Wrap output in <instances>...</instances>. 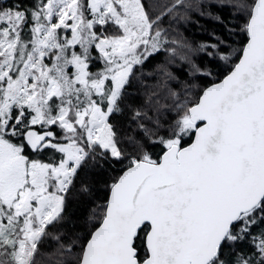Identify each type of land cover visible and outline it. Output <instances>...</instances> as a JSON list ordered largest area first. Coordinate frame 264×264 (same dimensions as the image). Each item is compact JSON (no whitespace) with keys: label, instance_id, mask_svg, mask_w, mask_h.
<instances>
[{"label":"snow or ice","instance_id":"obj_1","mask_svg":"<svg viewBox=\"0 0 264 264\" xmlns=\"http://www.w3.org/2000/svg\"><path fill=\"white\" fill-rule=\"evenodd\" d=\"M0 264H264V0H0Z\"/></svg>","mask_w":264,"mask_h":264},{"label":"trees","instance_id":"obj_2","mask_svg":"<svg viewBox=\"0 0 264 264\" xmlns=\"http://www.w3.org/2000/svg\"><path fill=\"white\" fill-rule=\"evenodd\" d=\"M205 28L211 30L213 27L219 28L218 25H214L211 21H201ZM189 39L195 41H201L208 38V32L203 29H197L195 26H188L187 31L184 33ZM95 70V69H93ZM98 168H91L86 172H81V175L77 178L76 187L73 189L67 200V206L65 209V220L63 222V229L71 235L74 231H79V225L89 214L90 210L96 203H99V197L104 195L101 191L103 187V181L98 175ZM81 184L87 185L89 191H81Z\"/></svg>","mask_w":264,"mask_h":264}]
</instances>
